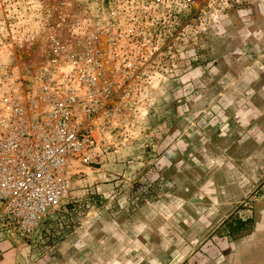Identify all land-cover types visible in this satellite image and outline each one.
<instances>
[{"label":"rangeland","instance_id":"1","mask_svg":"<svg viewBox=\"0 0 264 264\" xmlns=\"http://www.w3.org/2000/svg\"><path fill=\"white\" fill-rule=\"evenodd\" d=\"M122 1L0 0V74L32 70L43 58L42 20L62 18L65 29H83L101 6ZM138 3L152 6L168 38L153 59L147 114L99 163L78 167L43 232L16 240L0 233L8 244L0 250L4 264L124 260L131 256L129 235L115 236L117 251L103 253L97 232H112L110 219L129 218L153 197H181L169 204L167 225L184 246L178 264H264V0ZM26 30L40 34L35 43L21 40ZM101 183L104 192L91 189ZM237 219L248 224L232 234L228 223ZM57 231L59 239L52 236ZM142 253L138 262L149 264Z\"/></svg>","mask_w":264,"mask_h":264},{"label":"built area","instance_id":"2","mask_svg":"<svg viewBox=\"0 0 264 264\" xmlns=\"http://www.w3.org/2000/svg\"><path fill=\"white\" fill-rule=\"evenodd\" d=\"M150 7L101 6L83 29L42 20L43 58L32 70L1 72L0 233L7 238L43 232L78 167L99 163L147 114L153 59L168 39ZM39 35L26 30L21 40L30 45Z\"/></svg>","mask_w":264,"mask_h":264},{"label":"crops","instance_id":"3","mask_svg":"<svg viewBox=\"0 0 264 264\" xmlns=\"http://www.w3.org/2000/svg\"><path fill=\"white\" fill-rule=\"evenodd\" d=\"M214 168L215 171H222L223 169L222 167L217 168L216 165L212 167V169ZM214 176L220 175L218 173ZM106 188L107 184L104 183L91 186L93 191L99 192H104ZM169 200L166 197H153L138 206L133 213H130L132 216L129 214V218L119 214L117 217L110 219L115 225L112 232L105 228L102 230L103 232H97V240L99 239L97 242L100 250H104L103 253L116 252L115 236L129 235L131 242H128L127 251H130L131 256L129 255L124 260H117L115 264H140L138 262V253L140 252H143L141 259H144L149 264H163L168 257H170L168 264H178L181 260V249L184 246L181 241H178L181 238L173 230L170 232L167 225L172 221L169 220V204L178 205L181 197ZM200 230L203 229L200 228L199 233L201 232ZM183 232L184 234L188 233L187 231ZM132 242L136 243L131 244ZM7 245L6 241H0V250L2 249L1 247ZM4 262V260H1L0 264H4Z\"/></svg>","mask_w":264,"mask_h":264},{"label":"trees","instance_id":"4","mask_svg":"<svg viewBox=\"0 0 264 264\" xmlns=\"http://www.w3.org/2000/svg\"><path fill=\"white\" fill-rule=\"evenodd\" d=\"M248 222L247 221H241V220H231V222L228 223L230 232L232 234H237L239 232H242L245 227H247Z\"/></svg>","mask_w":264,"mask_h":264}]
</instances>
